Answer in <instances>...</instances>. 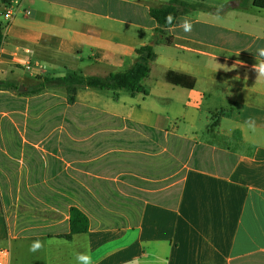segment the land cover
<instances>
[{
  "label": "crops",
  "instance_id": "0c3cea01",
  "mask_svg": "<svg viewBox=\"0 0 264 264\" xmlns=\"http://www.w3.org/2000/svg\"><path fill=\"white\" fill-rule=\"evenodd\" d=\"M169 1H0V82L30 91L47 76L105 77L130 69L136 49L150 43L156 58L143 83L160 67L163 87L191 115L184 113L188 130L179 132L118 94L100 105L98 94L79 89L69 106L50 92L0 89V101L20 106L0 113L14 120L17 137L1 144L0 125V264H76L79 252L94 264H264V81L251 70L264 60V11L253 0H230L225 9L239 11L241 21H231L238 32L214 23L236 17L233 11L209 9L198 12L202 21L178 15L162 35L149 11ZM188 1L212 10L226 2ZM8 8L14 14L6 22ZM169 71L193 78V88L167 82ZM206 97L209 114L230 115L205 132L224 141L238 131L240 140L197 138ZM71 208L86 216L88 230L66 239ZM37 239L43 247L30 252Z\"/></svg>",
  "mask_w": 264,
  "mask_h": 264
},
{
  "label": "rangeland",
  "instance_id": "374dc122",
  "mask_svg": "<svg viewBox=\"0 0 264 264\" xmlns=\"http://www.w3.org/2000/svg\"><path fill=\"white\" fill-rule=\"evenodd\" d=\"M183 1L192 5L194 8V9L189 10L186 14L192 13L194 15H198V12H199V14H202L203 11L206 12L209 9H211V11H215V12H231V11H233V13L235 14L236 17H230L231 19L227 18L225 21H222L221 19H219L218 21H214V23H215L216 27L219 26L221 28H229L234 32H238L240 27H241L239 24L231 22L234 20L241 21L240 15L237 13L239 11H236L234 9L230 10L229 8L225 9V7L227 6L226 3H229L228 1H230V0H226V2H223V4H217L216 7H214L215 9H213V10H212V8H208V6H206L205 3H193V2H189L188 0H183ZM210 1L216 2V0H210ZM240 1H242V0H240ZM198 16L200 17V21L206 20L205 17H203L201 15H198ZM203 22H206V21H203ZM195 28L197 29L196 34L199 37L205 36V32H206L205 26L198 25L197 27L195 26ZM147 45H150V43H148ZM198 61H199V64L200 63L205 64L206 58L198 56ZM44 78H52V77L47 76ZM53 78H55V77H53ZM162 84H165V81L161 76V68L158 66H154L152 69V74L149 77L148 81H146L144 83L142 82L144 93H140L139 95H137L134 98V100L130 99V96H128L126 91H124V90H117L115 92L108 91V90L100 91L97 89H89V88H86L84 90H90V91H93L96 94H98V96L100 97V100H101L100 105H103L104 102L107 101V99L111 100L112 97L117 96V94H118V96H120L119 98L121 100H123V102L125 101L128 108H133V109L139 110L141 112L146 110L148 113L159 114V116H160V118H159L160 127H167L170 129L171 128L178 129L179 132L186 131L188 126H186V124L184 123V121H185L184 119L187 120V118L184 116V113L189 115L190 120H191V118H190L191 115L188 114L187 112H185L186 110L183 109L180 102L177 101V100H180V98L177 96V92L167 90L166 88L163 87ZM205 89L206 88H205V85H203V82H200L197 90L198 91H205ZM197 90H196V92H197ZM13 92L18 94V95H21L24 92H27L28 95L29 94H35L31 90L30 91L26 90L24 92H20V91L17 92L15 90H13ZM44 92H50V93L54 94L56 96V98L65 97V91L61 87H52L49 89L42 90L41 92L36 93V94H41ZM81 94H84V93H81ZM166 98H168V100ZM207 101H208L207 97L204 99L202 98V104L199 107V109L201 111L199 112L200 114L197 116V118L195 120V124H196L195 127H196V129L199 130V132L197 133V138L200 140H203V141L212 140V141L216 142L218 140H216L214 138V136L206 133L205 131L209 130L210 128H213V126L215 127V125H217V122H218L219 118H221V116L218 115V113L216 115V113L209 114V112H207L209 107H210V105ZM14 111L20 112L19 104L13 105L9 102L7 103L4 101H0V113L15 114ZM217 112H220V111H217ZM233 113H235V116H237V110L235 112L233 111ZM1 116H2V114H0V125L5 124V126H3V127L6 130V133H5V137L1 136L2 143L1 142L0 143L1 144L13 143V141L15 139H17L16 135L11 131L13 129L12 127H13V124H15V122L13 120V121H10L9 123H6L4 121V119H2ZM12 117H14V116L12 115ZM12 119H14V118H12ZM218 142L221 143L222 145L229 144V142L227 143L223 140H220Z\"/></svg>",
  "mask_w": 264,
  "mask_h": 264
},
{
  "label": "trees",
  "instance_id": "16d2710c",
  "mask_svg": "<svg viewBox=\"0 0 264 264\" xmlns=\"http://www.w3.org/2000/svg\"><path fill=\"white\" fill-rule=\"evenodd\" d=\"M5 3L6 0H0ZM252 5L264 11V0H253ZM194 9L192 5L182 0H170L169 3L160 8L150 9L149 15L156 22L158 28L156 33L165 34V30L170 28L176 17L181 14H186L189 10ZM173 17L171 23L167 21V17ZM3 41V25L0 22V49ZM164 42L169 45L171 38L166 37ZM137 61L134 65L123 72L110 73L105 77L83 76L79 74H70L61 78H43L41 81L31 88L33 93H39L42 90L52 87H61L65 91V100L67 105L72 106L76 102V95L79 89H97V90H124L132 97L139 93H144L142 82L150 74V65L155 60L156 54L152 45H145L136 49ZM165 79L173 85L192 89L194 79L175 72H167ZM0 88L3 90L12 89L18 91L15 83L0 82ZM221 117H228L230 114L226 112H218ZM240 140L238 131L234 132L230 139H224L225 142L232 140ZM88 230V219L76 208L70 209V234L65 236L69 239L74 234L86 233Z\"/></svg>",
  "mask_w": 264,
  "mask_h": 264
},
{
  "label": "clouds",
  "instance_id": "9594fccd",
  "mask_svg": "<svg viewBox=\"0 0 264 264\" xmlns=\"http://www.w3.org/2000/svg\"><path fill=\"white\" fill-rule=\"evenodd\" d=\"M167 21L171 23L173 17L169 15ZM183 29L185 32H190L192 29V23L190 20L183 21ZM258 54L261 57H264V48L258 49ZM220 68H217L219 70ZM251 70L256 74L257 81H264V60L257 61L256 63L251 65ZM246 124L250 129L255 130L256 127V118L253 116H249L246 120ZM43 247L42 242L37 239L32 242L29 246L30 252H37ZM76 264H94L92 256L87 252H79L75 254Z\"/></svg>",
  "mask_w": 264,
  "mask_h": 264
},
{
  "label": "built area",
  "instance_id": "2783aa9c",
  "mask_svg": "<svg viewBox=\"0 0 264 264\" xmlns=\"http://www.w3.org/2000/svg\"><path fill=\"white\" fill-rule=\"evenodd\" d=\"M13 10L11 8H8L5 10V12L3 13V19L6 21V22H9L11 20V18L13 17ZM27 68H29V64H27ZM4 256L7 255L6 252L3 253Z\"/></svg>",
  "mask_w": 264,
  "mask_h": 264
},
{
  "label": "water",
  "instance_id": "95a60500",
  "mask_svg": "<svg viewBox=\"0 0 264 264\" xmlns=\"http://www.w3.org/2000/svg\"><path fill=\"white\" fill-rule=\"evenodd\" d=\"M24 90H25V89H24L22 86H19V87H18V91L21 92V91H24Z\"/></svg>",
  "mask_w": 264,
  "mask_h": 264
}]
</instances>
